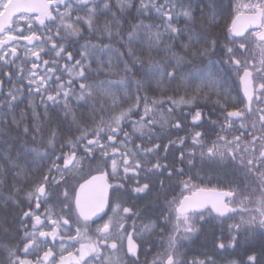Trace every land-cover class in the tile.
Returning a JSON list of instances; mask_svg holds the SVG:
<instances>
[{
  "label": "snow or ice",
  "instance_id": "snow-or-ice-1",
  "mask_svg": "<svg viewBox=\"0 0 264 264\" xmlns=\"http://www.w3.org/2000/svg\"><path fill=\"white\" fill-rule=\"evenodd\" d=\"M0 150V264H264V0H0Z\"/></svg>",
  "mask_w": 264,
  "mask_h": 264
},
{
  "label": "flooded vegetation",
  "instance_id": "flooded-vegetation-1",
  "mask_svg": "<svg viewBox=\"0 0 264 264\" xmlns=\"http://www.w3.org/2000/svg\"><path fill=\"white\" fill-rule=\"evenodd\" d=\"M258 55H259V53L257 52V56ZM232 90H233V94H235V85H232ZM205 111H207V109H205ZM212 119H215V116H213ZM197 130L202 131V132H207V135L211 138V140H215L216 139V132L219 131L218 128H212L209 125H205L203 128L197 129ZM198 158L199 157H198V153H197V161H198ZM197 165H199V164H197ZM203 173L204 174L207 173L205 178L204 179H199V180H194L193 181L194 184H197L200 187H205V188L220 189V188L224 187L225 180H224V173L223 172H214L212 170L205 169L203 171ZM229 175H231V170H229ZM215 223L219 224V221H216ZM228 223H231V221H228ZM218 234H219V231L217 230V235ZM207 235H208V233L206 231L205 233L200 235L199 239L193 237L195 242L191 246L194 247L195 244L199 243L200 241L205 240V237ZM258 246L259 245L257 243V247Z\"/></svg>",
  "mask_w": 264,
  "mask_h": 264
},
{
  "label": "trees",
  "instance_id": "trees-1",
  "mask_svg": "<svg viewBox=\"0 0 264 264\" xmlns=\"http://www.w3.org/2000/svg\"><path fill=\"white\" fill-rule=\"evenodd\" d=\"M193 2H194V3H198L199 0H193ZM225 3H227V0H225ZM101 19H103V18H101ZM222 33H223V24H221V27H220V28H217V29L213 30L212 35H213V36H222ZM92 42H93V43H96L97 41H96V40H93ZM79 43H84V41H79ZM105 43H107L106 40H105ZM221 43H223V39H221ZM76 47H78V45L74 44V45H73V49L75 50ZM157 59H159V57H157ZM197 66H198V65H197ZM95 67H96V65L93 64V68H95ZM137 78H139V77H137ZM95 79H98V80H104V79H105V76L101 75V76H99V77H95ZM149 95H150V96H154V97H159L160 94H159V92H152V93H149ZM179 135L183 136V135H185V133H184V132H181V133H179ZM137 143H139V141H137ZM27 146H28L29 148L36 147L35 145H32L31 143H28ZM22 147H23V138H22V141H21L20 143H17V142H15V141H13V155H15L16 152L19 151ZM128 147H129V148H132L133 145L130 143V144L128 145ZM0 151H2V150H0ZM198 169H199V165H197V169H193L192 172L189 173V174H197ZM185 171L188 172V168H187V167L185 168ZM206 174H207V173L204 174L203 171H199V172H198V175H197V178H196L195 180L204 179L205 176H206ZM185 178H187V177H185ZM201 181H202V180H201ZM179 191H180L179 189H176V192H175L174 194H175V195H179ZM169 199H171V196L169 197ZM142 205H143V202H141V206H142ZM41 211H43V209H41ZM2 222H3V217L0 216V224H2ZM129 223H131V221H129ZM3 227H7V225H3ZM205 238H206V237H205ZM204 241H205V240L200 241L199 243L195 244L194 247L191 246V245L193 244V243H192V244L190 245V249H191V251H190L189 254H190V255H193V254L197 253V252L200 250V246L204 243ZM12 242L14 243L15 241H12ZM30 258H33V259H34V257H30ZM149 258L151 259V257H149ZM142 259H143V257H142Z\"/></svg>",
  "mask_w": 264,
  "mask_h": 264
},
{
  "label": "water",
  "instance_id": "water-1",
  "mask_svg": "<svg viewBox=\"0 0 264 264\" xmlns=\"http://www.w3.org/2000/svg\"><path fill=\"white\" fill-rule=\"evenodd\" d=\"M95 174V173H94Z\"/></svg>",
  "mask_w": 264,
  "mask_h": 264
}]
</instances>
